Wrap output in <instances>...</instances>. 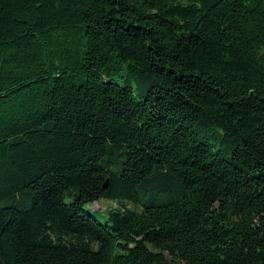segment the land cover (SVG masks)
<instances>
[{
  "label": "trees",
  "instance_id": "1",
  "mask_svg": "<svg viewBox=\"0 0 264 264\" xmlns=\"http://www.w3.org/2000/svg\"><path fill=\"white\" fill-rule=\"evenodd\" d=\"M0 264H264V0H0Z\"/></svg>",
  "mask_w": 264,
  "mask_h": 264
},
{
  "label": "rangeland",
  "instance_id": "2",
  "mask_svg": "<svg viewBox=\"0 0 264 264\" xmlns=\"http://www.w3.org/2000/svg\"><path fill=\"white\" fill-rule=\"evenodd\" d=\"M109 205V203L107 201H98L96 203H94L91 208L94 210H103L105 209L107 206Z\"/></svg>",
  "mask_w": 264,
  "mask_h": 264
}]
</instances>
